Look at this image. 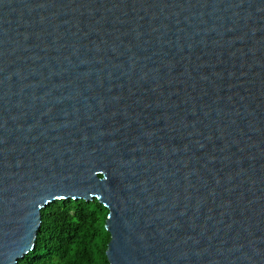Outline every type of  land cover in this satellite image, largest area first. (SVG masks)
Returning a JSON list of instances; mask_svg holds the SVG:
<instances>
[{"label": "water", "instance_id": "obj_1", "mask_svg": "<svg viewBox=\"0 0 264 264\" xmlns=\"http://www.w3.org/2000/svg\"><path fill=\"white\" fill-rule=\"evenodd\" d=\"M67 198L109 264H264V0H0V264Z\"/></svg>", "mask_w": 264, "mask_h": 264}, {"label": "trees", "instance_id": "obj_2", "mask_svg": "<svg viewBox=\"0 0 264 264\" xmlns=\"http://www.w3.org/2000/svg\"><path fill=\"white\" fill-rule=\"evenodd\" d=\"M108 209L97 198L60 199L41 209L34 247L17 264H109Z\"/></svg>", "mask_w": 264, "mask_h": 264}]
</instances>
